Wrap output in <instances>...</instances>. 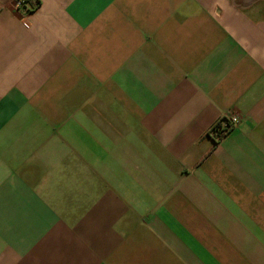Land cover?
<instances>
[{"label":"crops","instance_id":"crops-1","mask_svg":"<svg viewBox=\"0 0 264 264\" xmlns=\"http://www.w3.org/2000/svg\"><path fill=\"white\" fill-rule=\"evenodd\" d=\"M13 1L0 264H264V0Z\"/></svg>","mask_w":264,"mask_h":264},{"label":"built area","instance_id":"built-area-1","mask_svg":"<svg viewBox=\"0 0 264 264\" xmlns=\"http://www.w3.org/2000/svg\"><path fill=\"white\" fill-rule=\"evenodd\" d=\"M13 7L16 11H22L23 13L27 14L29 12H31V7L29 5H25L24 0H14L13 1ZM224 123L222 129H225V127H227L228 130H230L231 128H233L234 126H236L239 122H240V118L236 115H232L231 117L227 118V119H223L220 122ZM226 122H228L230 124V126H226ZM217 125V124H216ZM215 125V127H213V130L217 127ZM213 132V136L215 137V140H219V135L218 132Z\"/></svg>","mask_w":264,"mask_h":264},{"label":"trees","instance_id":"trees-1","mask_svg":"<svg viewBox=\"0 0 264 264\" xmlns=\"http://www.w3.org/2000/svg\"><path fill=\"white\" fill-rule=\"evenodd\" d=\"M24 3L25 5H29L31 7L32 10H34L40 3L39 0H24ZM217 127L212 131L214 132H218V135H219V138H221L224 134H226L229 130L227 129V127H225V129H222L224 128L223 127V121L222 122H219L217 123L216 125ZM226 126H230V124L228 122H226ZM215 127V126H214ZM211 131L212 135H213V132ZM214 137V136H213ZM215 138V137H214Z\"/></svg>","mask_w":264,"mask_h":264}]
</instances>
